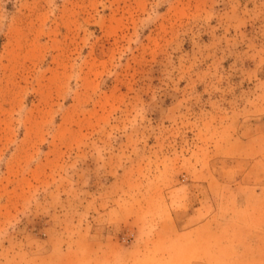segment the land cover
Returning a JSON list of instances; mask_svg holds the SVG:
<instances>
[{
  "label": "rangeland",
  "instance_id": "obj_1",
  "mask_svg": "<svg viewBox=\"0 0 264 264\" xmlns=\"http://www.w3.org/2000/svg\"><path fill=\"white\" fill-rule=\"evenodd\" d=\"M0 264H264V0H0Z\"/></svg>",
  "mask_w": 264,
  "mask_h": 264
}]
</instances>
